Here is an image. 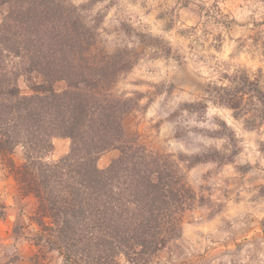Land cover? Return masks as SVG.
I'll return each mask as SVG.
<instances>
[{
  "label": "rangeland",
  "instance_id": "obj_1",
  "mask_svg": "<svg viewBox=\"0 0 264 264\" xmlns=\"http://www.w3.org/2000/svg\"><path fill=\"white\" fill-rule=\"evenodd\" d=\"M2 1L7 3H0V33L7 24L19 35L21 46L28 35L19 33L28 25L14 18L22 2ZM196 4L212 8L211 15H198ZM53 6L59 13L75 11L73 19L78 16L93 28V53L98 58L110 54L134 60L111 91L129 102L121 119L128 144H139L159 157L160 164L170 167L195 196L182 215L181 236L150 264H264V125L251 128L225 106L197 104L207 98V84H221L222 72L246 69L255 76L262 68L264 73V59L252 40L257 32L264 37V0H56ZM22 7L25 11L27 4ZM53 13L49 19L41 13L39 19L64 32L65 21H55ZM14 55L0 50V66L21 96L36 94L43 78L29 72L27 61ZM51 85L57 92L67 88L65 80ZM52 142L48 160L70 151V138L55 136ZM120 154L119 148L104 151L99 168L106 169ZM11 158L22 164V148H16ZM22 204L30 214L33 201L18 194L10 168L0 157L3 264H33L30 258L37 252L24 238L31 236L29 227L23 236L13 232ZM44 260L63 264L56 252L46 253ZM121 264L131 263L122 259Z\"/></svg>",
  "mask_w": 264,
  "mask_h": 264
},
{
  "label": "trees",
  "instance_id": "obj_2",
  "mask_svg": "<svg viewBox=\"0 0 264 264\" xmlns=\"http://www.w3.org/2000/svg\"><path fill=\"white\" fill-rule=\"evenodd\" d=\"M20 1L27 7L21 11L20 4L14 19L28 25L19 33L28 37L20 46L17 32L5 24L0 50L25 59L26 69L39 74L43 83L36 94L21 96L0 66V157L10 168L18 194L34 203L30 214L25 205L19 207L13 232L23 236L31 229V236L24 238L37 247L30 258L33 264H45L50 252H56L63 264H121L122 259L150 264L181 236L182 215L195 196L170 167L160 164L159 157L139 144H128L121 119L129 102L111 91L134 60L110 54L98 58L93 53V28L78 16L73 19L75 11L54 10L56 0ZM196 5L198 15H211L212 8ZM52 11L55 21H65L64 32L39 19L41 13L49 19ZM252 40L264 59V37L257 32ZM60 80L67 88L57 92L51 83ZM220 80V85L207 84V98L197 104L207 106L210 101L231 109L251 128L264 125L262 68L255 76L246 69L222 72ZM55 136L70 138L71 147L50 161ZM18 147L24 152L20 165L11 158ZM111 148H119L120 156L100 169V154ZM4 215L0 211V217Z\"/></svg>",
  "mask_w": 264,
  "mask_h": 264
}]
</instances>
